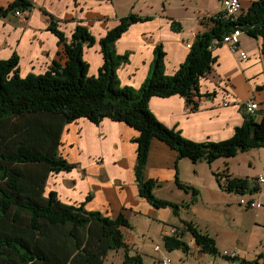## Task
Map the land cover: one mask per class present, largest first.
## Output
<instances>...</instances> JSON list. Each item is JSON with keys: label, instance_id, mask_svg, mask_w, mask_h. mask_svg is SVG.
I'll use <instances>...</instances> for the list:
<instances>
[{"label": "trees", "instance_id": "trees-1", "mask_svg": "<svg viewBox=\"0 0 264 264\" xmlns=\"http://www.w3.org/2000/svg\"><path fill=\"white\" fill-rule=\"evenodd\" d=\"M32 6L29 0H12L0 7V19L14 15L16 10L28 12ZM44 13L50 19L48 31L57 39L55 59L41 73L31 72L25 77L20 76L16 51L0 60V264H103L110 251L118 250L124 253V264H143L140 255L127 254L124 230L131 226L122 214L110 217L88 211L84 202L66 203L57 191L46 192L51 175L75 168L58 155L63 129L79 119L98 124L104 118L134 129L138 133L133 139L138 195L155 208L178 210L176 204L154 196L157 183L144 175L151 142L164 143L178 159L211 165L264 148V116L255 121L246 115L227 140L194 142L159 122L149 110V100L177 95L195 108L193 97L200 96V81L216 62L212 49L235 28L252 38L261 37L264 56V0L254 1L235 20L224 18L222 13L211 18L212 25L195 36L184 62L172 75L165 74V52L162 45H156L150 72L138 88L121 85L117 69L128 62V54H117L114 43L131 25L150 19L129 14L96 40L81 23L67 36L59 29V21ZM171 28L176 32L181 29L176 22ZM94 46H98L102 64L92 75L84 57ZM215 177L218 182L225 180L223 189L228 193L258 192L256 183L233 177L226 168ZM176 185L191 192L192 204L197 201L196 189L178 180ZM88 200L89 196L85 198ZM172 231L161 236L166 252L188 253L190 247L183 240L187 232L200 254L239 260L223 257L214 239L192 223H185L179 233Z\"/></svg>", "mask_w": 264, "mask_h": 264}, {"label": "crops", "instance_id": "crops-1", "mask_svg": "<svg viewBox=\"0 0 264 264\" xmlns=\"http://www.w3.org/2000/svg\"><path fill=\"white\" fill-rule=\"evenodd\" d=\"M11 1L0 0V7H6ZM29 1L33 3V6L26 12L24 21L19 20L15 15L0 19V60L9 58L14 51L20 56V49L27 48L29 55L27 63L35 64V66L27 69L25 73H41L44 67L55 59L58 51L57 39L48 31L49 16L44 11L59 21V29L67 36L71 34L76 24L81 23L88 27L96 40L115 27L118 24V18L125 15L119 11L116 0ZM254 1L256 0H239L240 9L235 14L234 20ZM182 7L184 14L180 17L166 15L164 5L160 12H151L153 7H150V12L134 13L136 16L147 17L150 20L131 25L114 43L117 54H128V62L117 69L121 85L138 88L144 82L151 69L154 48L158 44L162 45L165 52V74H174L188 54L187 44H191L194 36L198 33L207 31L212 25L210 19L221 13L222 0H216V3L213 0H205L200 8H189L185 5ZM172 22L180 25L179 32L171 28ZM262 43L261 37L252 38L242 32L239 37L237 53H233L224 44L215 46L212 49V55L216 60L213 69L200 81V96L193 97L196 107L193 108L185 98L177 95L167 98L153 97L148 103L150 112L159 122L179 131L185 139L194 142H219L229 139L233 135L234 129L241 126L245 120L247 114L244 112L242 104L247 99L258 103L259 107L252 117L255 121H259L264 116ZM89 50L95 54V58L99 57L93 70V73L96 74L102 64L101 57L97 52L98 46ZM239 52H244L246 58L242 59ZM137 135L138 133L126 124L108 118H104L98 124H93L86 119H79L67 124L63 129L60 141L61 145L62 142L72 145L71 150L74 151L70 153L69 163L75 165L73 170L77 172H74V176L69 180L72 185H75L66 190L72 192L74 198L66 197L67 201L64 202L77 204L84 202L86 210L100 211L110 217L122 214L126 218L131 213L142 215L137 206H148L149 204L138 195L135 184L136 144L132 142V139ZM261 149L264 148L255 150L261 152ZM120 154H125L130 159L128 166L116 164ZM105 156L106 162H104L105 159L102 160V157L105 158ZM157 158L165 165L161 164L160 167H156V163L159 161ZM179 160L186 159H178L176 152L164 143L158 140L152 141L144 175L147 179H153L147 175V171L151 169L152 175L157 173L155 176L157 178H154L157 185L153 189V194H156L164 185L177 186V178H174L170 165L175 164L176 161L179 162ZM250 165L245 176L243 174L237 176L232 172L231 174L234 177L252 180L251 182L255 184L258 177H264V169L255 168L251 163ZM110 169L118 174L111 177ZM126 174L127 184L122 180H117ZM179 182L192 187L196 186L187 182ZM64 187L67 188L65 185ZM177 188L179 187L177 186ZM57 192L61 194L60 190ZM88 195L89 200L85 201ZM250 200L255 201L256 206L244 209L254 211V216L257 217L260 215L259 209H264V188L263 192L253 196ZM196 204L197 201L194 205ZM163 209L166 208L152 207L146 212L153 213ZM161 212L164 211L159 213ZM126 219L129 222V219ZM129 224L131 228L124 230L128 245L127 254L128 256L141 255L139 252L133 254L131 251L136 246L135 240L128 237L126 232L134 231L135 228L130 222ZM256 226L264 230V223ZM169 231H163L161 235H165ZM236 247V257L239 260L226 261L224 258H220L225 264L235 262L250 264V260H246L239 253V247ZM260 251L261 254L256 258L257 261L263 260V249ZM123 261L124 259L121 261L122 264H124ZM156 262L159 264L157 260Z\"/></svg>", "mask_w": 264, "mask_h": 264}, {"label": "rangeland", "instance_id": "rangeland-1", "mask_svg": "<svg viewBox=\"0 0 264 264\" xmlns=\"http://www.w3.org/2000/svg\"><path fill=\"white\" fill-rule=\"evenodd\" d=\"M213 2L216 3V0H213ZM116 3L119 11L125 13L123 16L138 12H150V7H153L151 12H160L163 10L162 6L164 5L166 15L180 17L184 14L183 5L189 8H200L205 3V0H116ZM122 17H119L118 20ZM20 51L19 73L21 77H25L28 73H31H25L26 70L33 65L35 66V64L27 63L29 57L27 48L20 49ZM85 55L84 60L89 64V74L92 73L94 75V65L99 61V57L96 56L95 58V54L91 50L85 52ZM71 149V144L62 142L58 149V155L69 162L71 160L70 153L74 151ZM157 159L159 161L156 163V167H160L163 162L159 158ZM102 160L106 162V156L105 158L102 157ZM129 160L125 154H120L116 164L128 166ZM250 163L255 168L263 170L264 149H261V152L251 149L245 153H238L233 158H222L215 161V163L213 162L211 166L205 162L194 164L188 159L179 160V162L176 161L175 164H171V172L172 174L174 173L175 179L196 185L193 188L198 192L196 197L197 204L191 203L192 195L190 191L169 185H164L160 188L156 194L154 193L155 196L169 200L172 204L177 203L178 210L166 206V209L148 213L146 212L147 209L155 208L148 203L150 206L148 204V206H137L142 215H133L134 213L127 215L126 218L129 219V222L135 228L134 231L128 230L126 232L128 237L130 236L135 240L136 246L131 249L132 253L139 252L143 264H157L156 260L158 261L159 258L166 256L165 252H154L155 245L160 246L164 250L161 240L162 232L175 230L179 233L183 230L185 223H192L201 232L207 233L215 240L216 247L220 253L237 252L236 246H238L239 253L246 260H250V264H262L261 261L256 262V258L260 256V250L263 249L262 256L264 259V230L256 225L264 223V209H259L260 215L255 217L254 211L245 210L239 205L241 195L226 192L223 189L225 180L220 179L218 182L215 177V173H221L225 168H227L229 174L232 172L237 176H240V174L245 176L251 167ZM220 167H223V169H220ZM74 172L77 171L71 170L67 173L60 172L57 175H51L47 181L46 192L60 190L61 194L58 195L63 201H67L66 197L74 198L72 192L66 191L75 185H72L69 181L74 176ZM110 174L113 177V175L118 173L110 169ZM147 175L153 180L157 178L155 177L157 173L152 175L151 169L147 171ZM117 180H122V182L127 184V174L126 176H120ZM62 194L64 196H61ZM160 211L164 212L159 213ZM255 220L260 223H256ZM183 240L189 245V252L184 253L181 250L167 252V257L172 264H225L219 256L213 257L207 254H200L189 233L184 232ZM122 259H124V253L121 250L110 251L103 264H122ZM233 264H237V262Z\"/></svg>", "mask_w": 264, "mask_h": 264}, {"label": "built area", "instance_id": "built-area-1", "mask_svg": "<svg viewBox=\"0 0 264 264\" xmlns=\"http://www.w3.org/2000/svg\"><path fill=\"white\" fill-rule=\"evenodd\" d=\"M240 9V2L239 0H222V11L221 13L223 14V17L226 19H231L234 20L235 14L239 11ZM25 14L26 12H21L20 10H16L14 12L15 17H17L19 20L24 21L25 20ZM242 34V30L239 28H235L229 33L223 35L222 40L220 41L221 44H224L229 47V49L233 53L238 52V47H239V37ZM195 37V36H194ZM216 43V41H215ZM190 44H187V47H189ZM239 56L242 59L246 58V54L244 52H239ZM243 110L247 115H254L255 112L257 111L259 105L252 99H247L243 104H242ZM257 187H258V192L255 194H252L250 192H247L243 195H241V198L239 200V205L242 208H253L256 206L255 201H251L250 198H252L255 195H259L261 192H263L264 188V177H258L256 180ZM263 187V188H262ZM173 231L170 230L168 233H166V236L171 235ZM165 252L166 256L159 258L158 263L159 264H171L170 259L167 257V252L164 251L160 246L155 245L154 247V252ZM223 257H227L228 259H232L236 257V251H232L231 253L228 252H223L221 253ZM262 262L264 264V259L263 260H258L257 262ZM259 264V263H258Z\"/></svg>", "mask_w": 264, "mask_h": 264}]
</instances>
